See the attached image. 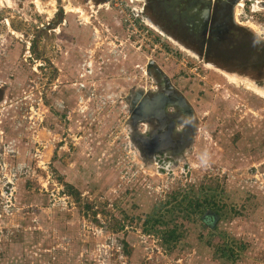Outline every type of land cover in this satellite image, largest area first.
I'll return each instance as SVG.
<instances>
[{
  "label": "rangeland",
  "instance_id": "rangeland-1",
  "mask_svg": "<svg viewBox=\"0 0 264 264\" xmlns=\"http://www.w3.org/2000/svg\"><path fill=\"white\" fill-rule=\"evenodd\" d=\"M161 1L0 0V264H264V9L212 48ZM161 86L192 111L163 152Z\"/></svg>",
  "mask_w": 264,
  "mask_h": 264
},
{
  "label": "flooded vegetation",
  "instance_id": "flooded-vegetation-1",
  "mask_svg": "<svg viewBox=\"0 0 264 264\" xmlns=\"http://www.w3.org/2000/svg\"><path fill=\"white\" fill-rule=\"evenodd\" d=\"M146 1L150 4L154 0ZM181 2H186V0L161 1L159 4L162 10L160 15L164 19L169 20L173 25L180 27L183 33L185 32L187 35H195L199 40H202L205 37L206 33L207 37H205L204 41L209 40L212 48H215V45L217 43V31L215 28H217L216 20L219 19V17H227L232 25L242 26L247 31H249L246 26L242 25L245 22L240 19L247 17L246 11L250 14L251 12L255 13L259 11L261 8L264 9V0H193L192 3L190 2L186 5L181 4ZM214 4H216V6ZM217 5L221 6L218 7ZM239 7L241 10L239 9ZM234 8L237 9V13L233 11ZM142 12L143 11L141 10L140 13ZM234 14H236L237 21L234 19ZM259 15H261V17L264 19V13H259ZM249 16L252 17L251 14ZM251 33L255 34L253 32ZM188 49L192 50V48L190 47ZM194 53H198L197 58H200L199 52L194 51ZM172 92H174L175 95L180 96L176 91L169 88H163V86H161L159 91H157L156 93H149L146 94V96H140L139 94H136L132 98L136 114L138 111L140 113L149 112V114H153L157 111L155 108H159V106L162 105L161 113H163V116H154L148 119V121H154L155 125H151L150 129L148 130L149 139L146 138L141 140V143H144V141L146 140L147 143L145 144H148L149 146H155L154 140H159L160 142H162V140L168 139V145L160 147V149L158 150L159 152L165 151L166 149L170 148V145H173L175 143L180 144L184 136L187 135L186 133L188 131L190 123L187 124V130L180 127V124L185 120L187 122L192 117V111H190V109L187 112L185 110L183 111L180 107V104H176L175 96H168L169 93ZM166 96H168V98L163 101L162 99ZM143 98L146 101H144L141 110L137 111V106L139 105L141 100H143ZM149 101H153V103H150ZM182 101L183 103H185V100L182 99ZM139 107L141 106L139 105L138 108ZM167 108H170V113L166 111ZM150 136L152 137V139H150Z\"/></svg>",
  "mask_w": 264,
  "mask_h": 264
},
{
  "label": "clouds",
  "instance_id": "clouds-1",
  "mask_svg": "<svg viewBox=\"0 0 264 264\" xmlns=\"http://www.w3.org/2000/svg\"><path fill=\"white\" fill-rule=\"evenodd\" d=\"M187 122L191 123L190 120H188ZM210 164H211V156L207 150H204L197 155L196 164H195L196 167L207 169L208 167H210Z\"/></svg>",
  "mask_w": 264,
  "mask_h": 264
},
{
  "label": "bare ground",
  "instance_id": "bare-ground-1",
  "mask_svg": "<svg viewBox=\"0 0 264 264\" xmlns=\"http://www.w3.org/2000/svg\"><path fill=\"white\" fill-rule=\"evenodd\" d=\"M153 28H156V29H159L157 26H155L154 24H152V23H149ZM255 28V27H254ZM187 51V50H186ZM189 51V50H188ZM190 53H192L191 51H189ZM208 67H210V65H208ZM214 68V67H213ZM220 72V71H219ZM222 76L226 79V80H228V81H230V82H235L236 81V78H235V76L234 75H232V74H228V73H225V72H222ZM163 101L164 100H166V99H162ZM158 107V106H157ZM160 111V110H159Z\"/></svg>",
  "mask_w": 264,
  "mask_h": 264
},
{
  "label": "trees",
  "instance_id": "trees-1",
  "mask_svg": "<svg viewBox=\"0 0 264 264\" xmlns=\"http://www.w3.org/2000/svg\"><path fill=\"white\" fill-rule=\"evenodd\" d=\"M66 185V184H65ZM67 186V185H66ZM172 235H174V234H172Z\"/></svg>",
  "mask_w": 264,
  "mask_h": 264
}]
</instances>
